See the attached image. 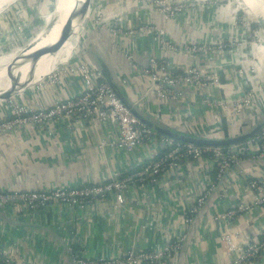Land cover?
<instances>
[{"label": "crops", "instance_id": "crops-1", "mask_svg": "<svg viewBox=\"0 0 264 264\" xmlns=\"http://www.w3.org/2000/svg\"><path fill=\"white\" fill-rule=\"evenodd\" d=\"M96 2L102 8L100 19L115 16L113 21L123 31L138 23L150 22L162 25L177 44L207 40L227 42L235 34L229 33L233 18L229 7L225 8L229 2L220 8L213 0H190L191 5L184 12L167 20L155 7H140L136 1ZM115 41L119 51L131 53L133 60L141 65L150 56H163L182 68L191 58L160 48L150 35L125 36ZM89 42L88 37L81 38L68 57L79 46L90 45ZM94 44L96 48L99 45L100 54L114 72L129 77L130 94L136 99L143 94L145 79L129 74V63L113 46L106 30L94 33ZM256 48H244L250 62L258 68L254 80L246 74V77L235 75L231 59L234 56L236 60L235 51L216 53L200 64L206 70L215 69L220 73L219 88H188L174 103L160 101L156 94L145 95L143 108L157 119L161 118L163 123L167 121L188 132L204 133L205 128L221 122L222 128L212 135L225 134L226 137L245 131L264 119V73L258 74L259 49ZM27 78L14 82L19 84ZM80 88V78L61 73L57 83L29 92L24 101L34 107L45 106L59 98L76 95ZM247 91L252 94L246 105L231 119L233 108L230 107L233 103L237 105L242 93ZM9 113L7 104L0 103V117ZM83 125L69 127L68 121L63 120L51 127L27 125L13 133L0 134V189L98 183L139 168L144 160L163 150L159 143L152 141L136 146L132 152L102 147L99 140L112 137L116 126L97 120ZM250 178H258L264 185V159L244 155L220 176L211 159L184 160L175 169L163 172L156 183L130 186L124 193L122 206L116 205L111 195L102 204L92 203L83 208L62 203L34 210L22 205L0 206V248L21 264H71L72 252L85 257H117L130 248L156 247L166 235L183 234L185 242L174 256V264H229L236 257L237 248L260 236L264 228V206H250L248 210L237 212L233 219H214V216L252 202L255 192L246 186ZM209 187L212 190L203 205L192 221L185 223L183 215L187 207ZM226 234L230 235L234 251L226 248L223 240ZM250 264H264V250Z\"/></svg>", "mask_w": 264, "mask_h": 264}, {"label": "built area", "instance_id": "built-area-1", "mask_svg": "<svg viewBox=\"0 0 264 264\" xmlns=\"http://www.w3.org/2000/svg\"><path fill=\"white\" fill-rule=\"evenodd\" d=\"M131 1V0H130ZM140 4H152L165 19H172L184 12L191 4L190 0L171 2L168 0H132ZM206 1V0H202ZM222 8V6H219ZM235 10L234 19L236 20ZM109 29L118 38L125 36H137L139 34L150 35L162 49H168L174 53H181L191 58L188 64L180 68L169 57L150 56L145 64L141 65L133 60L131 53H125L126 58L132 62V68L139 74L148 78L154 91L168 100H179L183 90L188 88L207 89L220 87V74L217 70L202 68L201 61L216 53L235 51L239 72L247 70L250 55L244 49L247 46L256 48V43L248 42L246 36L239 38L234 34V43L223 41H195L177 44L165 32L164 28L154 23L141 22L130 30L123 31L116 21H111ZM242 38V39H241ZM117 45V42H116ZM231 45V46H230ZM118 46V45H117ZM230 48V49H229ZM252 66V71L257 74V69ZM78 77L81 80V88L76 95L65 99H57L45 106L28 105L25 101H16L10 108V113L0 117V134L13 133L27 125L39 127H51L63 120L68 121L69 127L78 128L84 126L86 121L110 122L116 126L115 134L109 138L99 140L102 147H113L126 152H132L142 143H159L162 151L154 154L150 159L144 160L139 168L131 169L126 174L100 181L98 183H80L77 185H51L40 189H0V206L22 205L34 210L51 203H62L69 206L86 207L89 204H102L108 196H113L115 204L122 206L125 203L124 193L130 186L141 187L146 183L158 182L161 174L175 169L182 161H200L202 158L216 163L218 176L235 163H238L244 155L259 160L264 159V128L245 141H241L227 147H200L183 143L172 138L158 135L152 129L142 124L112 92L108 84L102 78L98 69L89 61L76 59L49 78L40 87L58 82L59 75ZM157 82V83H155ZM122 85L130 94V86L127 79H122ZM252 93L244 94L245 101ZM240 99V100H241ZM240 101L234 106L233 111L240 113L242 105ZM234 111V112H235ZM213 185V182L210 183ZM248 190L255 192V197L250 204L245 202L238 207L228 209L216 214L214 219H233L239 211L248 210L250 206H264V185L258 178H250L246 182ZM213 187V186H212ZM212 187L203 189L202 193L192 201L183 215L185 223L191 222L193 215L203 205ZM19 211V210H15ZM228 251H234L230 235H224ZM185 242L183 234L177 236L166 235L158 246L147 249H128L117 257H85L71 253V264H174L173 258L180 251ZM264 250V228L260 236L252 238L246 244L237 248L236 257L229 264H250L253 258ZM0 264H21L16 261L5 249L0 248Z\"/></svg>", "mask_w": 264, "mask_h": 264}, {"label": "water", "instance_id": "water-1", "mask_svg": "<svg viewBox=\"0 0 264 264\" xmlns=\"http://www.w3.org/2000/svg\"><path fill=\"white\" fill-rule=\"evenodd\" d=\"M55 1L56 0H51L52 5H53V7H52L53 9L52 10L48 9V13H47V14L51 15V20H53V21H54L55 17H57V15L54 12V9H56L55 8L56 7ZM89 2H90V0H84L83 5L80 7L79 10L76 11V16L81 15V14L84 16L86 14V12L88 10ZM48 4H50V2ZM140 7L153 9L155 6L152 4L143 3L140 5ZM58 15H59V13H58ZM115 18H116L115 16L102 18V19L98 20L95 23V25L98 24L100 29L106 30L110 34V36L112 37L113 46L119 51V48L117 47L116 41H115V39H117L118 37L116 35H113L112 34L113 32L109 29L110 22L113 21ZM165 20H167V19H165ZM72 22H73V16L70 13H68L64 23L62 24V26L60 28V35H59L58 39L56 40V42L51 44L48 47H45V48H42L41 50H39L36 53L37 56H41V55L45 54L46 52H52V51L59 49L60 46L72 34V28H73ZM87 22H88V20L85 22V28L87 27ZM256 23L258 25V32H260V35L258 36L260 38L259 46L261 49V53L264 54V36H263L264 35V17L259 18V19L257 18ZM157 26L164 28L162 25L161 26L157 25ZM96 28L97 27H94L93 30L95 31ZM164 30H165V28H164ZM83 33H85V31H83ZM93 34L91 33L89 35H86V37H88V39L90 41L89 42L90 45L86 44L85 46H79V48L77 50H75V52L65 62L58 64L51 72L44 75L38 82L30 85L31 81H27L26 83H23L20 85L21 89H19V90H18V88H16L17 83L13 82L10 90L5 91V92L0 94V99H1L0 103L7 101L9 99H13V98H17V99H15L17 101L24 102V94H28L29 92H33V90H35L34 88L37 85L40 86L41 84H44V82H46L49 78H51L56 73H58L61 70V67H64L65 64H68V63H70L76 59H84V60L89 61L96 69H98L102 78L108 84V86L110 87L112 92L121 101V103L127 107V109L131 112V114L134 117H136L142 124L149 127L150 129H152L158 135H163V136L172 138L173 140H176L179 142L193 144V145L200 146V147H207V146L227 147V146L234 145L236 143H239L241 141H245V140L249 139L250 137H252L256 133H258L261 129L264 128V119H262L261 121H259L255 125H253L252 127L247 128L245 131H242V132H239L236 134H232V135H229L226 137H221L220 135L214 136V135L207 134V133L188 132V131H185L181 128H177L174 125H171L170 123H167V121H165V123H163L164 121L161 120V118L157 119V117H155L153 114H151L149 111H147L143 108L142 103H143V100L145 98V95L147 96L149 94H156V96L158 97V99L160 101H163L166 103H174L176 101L165 99V98L161 97L159 94H157L154 91V89L152 88L151 82H149V84H148V78L143 76L142 74H139L136 71H134L132 68V62L129 61L126 58L123 51L120 50L119 52L122 54L124 59L130 65L129 74L130 75H138L139 77H143L145 79L146 85H145V91L143 94L141 93L137 99L135 97H133L131 94H129V92H127L125 90L124 86L121 83L122 77H125V79L128 80V85L130 86L129 79H128L129 77L127 75H123V74L119 75L112 70V68L110 67V64L100 54L99 45H98V48L95 47L94 37L92 38ZM82 35H81V38H83ZM155 83H157V82H155ZM45 87H43V88H45ZM18 98H20L22 100H19Z\"/></svg>", "mask_w": 264, "mask_h": 264}, {"label": "rangeland", "instance_id": "rangeland-1", "mask_svg": "<svg viewBox=\"0 0 264 264\" xmlns=\"http://www.w3.org/2000/svg\"><path fill=\"white\" fill-rule=\"evenodd\" d=\"M10 0H3L2 7L0 8V57L3 55H6L10 52H13L15 50H18L19 52L23 51L25 48H28L27 46L32 44L33 39L35 38L36 34L51 20V15L47 14L48 9L52 10L53 5L51 0H12L13 2L8 4ZM96 0H93V2L88 6V10L86 14L83 16L82 14L79 15L80 17H84L83 20L87 22V27L83 28L82 32L83 33L82 37H86V35L93 34V33H98L99 31V25L95 23L100 19L99 15L102 14V8L101 6H97V3L95 2ZM129 2L130 0H126ZM207 2L212 1V0H206ZM205 1V2H206ZM216 2V5L219 7L220 5H224L227 2H229V5H227L225 8L229 9L232 11L230 12L232 20L230 21L231 24V31L229 33H238L239 38L244 35H246L248 42L260 44V38L258 37L260 35V32H258V25L256 23L257 19L250 10L247 8L245 3H243L242 0H213ZM50 2V4H48ZM66 3L67 0H56V9H54L55 14L57 17L55 19L59 18L60 16H63V14H66ZM64 6V12L63 14L59 13V8L61 6ZM215 6V7H217ZM241 6V7H239ZM223 8V7H222ZM79 10V9H78ZM235 10L237 11L236 14V20L234 19V13ZM59 13V15H58ZM249 18L246 16V14ZM220 14V12H219ZM256 20V21H255ZM94 27H97L95 31L93 30ZM226 30V29H225ZM224 33V32H223ZM227 33V31H226ZM244 33V34H243ZM262 33V32H261ZM264 36V35H263ZM94 37V34L92 35V38ZM238 38V37H237ZM235 38V39H237ZM241 38V39H242ZM234 35L231 36V38L227 42H232L234 43L235 41ZM31 41V42H30ZM225 42V41H223ZM79 43V40L76 42V45ZM75 45V46H76ZM231 46V45H230ZM258 47V58H259V73L262 74L264 73V54L261 53V49L259 45H256ZM230 49V48H229ZM257 49V48H256ZM261 57V58H260ZM69 58V57H68ZM67 58V59H68ZM232 59L233 65H234V73L236 76L242 75L247 77H251L254 80L255 77V72H250L252 71V62H249L247 66V70H243V72H239L238 69V63L237 60H235L234 56ZM66 61V60H65ZM64 61V62H65ZM68 63V62H67ZM67 65V64H65ZM64 65V66H65ZM255 68V67H254ZM62 70V67H61ZM220 74V73H219ZM238 74V75H237ZM255 74V75H254ZM221 77V75H220ZM246 77V76H245ZM122 79H125V77H122ZM18 81V80H16ZM247 81V80H246ZM49 85V84H48ZM47 85V86H48ZM39 85H37L34 89H37ZM40 87V86H39ZM253 88V87H251ZM251 90V89H250ZM247 92H244V94ZM244 94L242 93L241 98H244ZM27 94H24V96ZM17 98L9 99L7 101L2 102L3 104H7L8 106H11ZM244 107L245 106V101L243 99L240 100V105ZM230 108L234 109V103ZM236 111L232 112V118H235ZM238 114H236L237 116ZM203 123V122H202ZM222 123V122H221ZM218 123L216 126H212L210 128H205V132L207 134H214L216 131L215 130H220L223 125V123ZM204 132V133H205ZM225 132V131H222ZM222 132H217V133H222ZM225 134H221V137H224Z\"/></svg>", "mask_w": 264, "mask_h": 264}, {"label": "bare ground", "instance_id": "bare-ground-1", "mask_svg": "<svg viewBox=\"0 0 264 264\" xmlns=\"http://www.w3.org/2000/svg\"><path fill=\"white\" fill-rule=\"evenodd\" d=\"M8 1V0H7ZM250 10L252 15L258 18L264 17V0H242ZM10 0L8 4L12 3ZM93 2L90 0L89 5ZM84 0H67L66 14L65 7L62 5L59 8V13L63 14L57 19L50 20L35 36L32 44L27 46L23 51L15 50L0 57V94L11 89L9 83L16 80L27 78L16 85V88L21 89V84L31 81L30 85L38 82L44 75L51 72L58 64L63 63L73 51L76 42L81 40L82 30L85 26V20L81 23L84 17L76 16V11L83 5ZM3 0H0V8ZM88 5V6H89ZM68 13L73 16V28L70 37L60 46L59 49L46 52L41 56H37V52L42 48L48 47L55 43L60 35V28L64 23ZM31 42V41H30ZM37 57H36V56ZM261 58V57H260ZM264 58V56H263ZM29 85V84H28ZM17 90V91H18Z\"/></svg>", "mask_w": 264, "mask_h": 264}]
</instances>
